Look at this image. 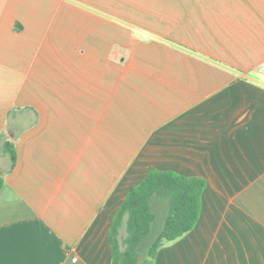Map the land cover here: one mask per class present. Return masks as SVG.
Returning a JSON list of instances; mask_svg holds the SVG:
<instances>
[{"label": "crops", "instance_id": "obj_1", "mask_svg": "<svg viewBox=\"0 0 264 264\" xmlns=\"http://www.w3.org/2000/svg\"><path fill=\"white\" fill-rule=\"evenodd\" d=\"M0 136V264H111L150 169L206 182L154 264H264V0H0Z\"/></svg>", "mask_w": 264, "mask_h": 264}, {"label": "trees", "instance_id": "obj_2", "mask_svg": "<svg viewBox=\"0 0 264 264\" xmlns=\"http://www.w3.org/2000/svg\"><path fill=\"white\" fill-rule=\"evenodd\" d=\"M3 150L9 159V169H12L16 162L15 148L5 141ZM2 184L0 178V188ZM205 187L206 182L202 178L150 169L146 177L128 191L112 218L108 233L111 264H154L159 249L165 243L176 241L196 226ZM153 199L158 204L167 202L168 211L161 232L142 259L140 244L149 236L155 222L151 209ZM122 229L124 238L120 236Z\"/></svg>", "mask_w": 264, "mask_h": 264}, {"label": "rangeland", "instance_id": "obj_3", "mask_svg": "<svg viewBox=\"0 0 264 264\" xmlns=\"http://www.w3.org/2000/svg\"><path fill=\"white\" fill-rule=\"evenodd\" d=\"M0 153H1V157H0V169H5V167H7V162H6V155L3 151L0 150ZM152 205H153V209L154 211H156L155 213H159L160 210H164L165 209V205H162V204H158L156 205V200L153 199L152 200ZM157 230V227L155 226L154 227V231L153 233L147 238L145 239V241H143L141 247H140V252L141 253V258H145L146 256V252L148 250V248L153 244V241H155V236H154V232Z\"/></svg>", "mask_w": 264, "mask_h": 264}, {"label": "built area", "instance_id": "obj_4", "mask_svg": "<svg viewBox=\"0 0 264 264\" xmlns=\"http://www.w3.org/2000/svg\"><path fill=\"white\" fill-rule=\"evenodd\" d=\"M75 261V259H73Z\"/></svg>", "mask_w": 264, "mask_h": 264}]
</instances>
